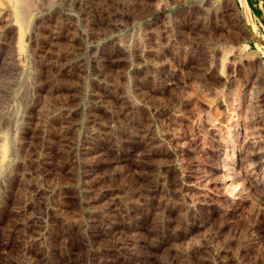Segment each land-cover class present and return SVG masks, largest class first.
I'll return each instance as SVG.
<instances>
[{"label": "rangeland", "instance_id": "rangeland-1", "mask_svg": "<svg viewBox=\"0 0 264 264\" xmlns=\"http://www.w3.org/2000/svg\"><path fill=\"white\" fill-rule=\"evenodd\" d=\"M243 1L0 0V264H264L221 162L250 74L264 126Z\"/></svg>", "mask_w": 264, "mask_h": 264}, {"label": "bare ground", "instance_id": "bare-ground-1", "mask_svg": "<svg viewBox=\"0 0 264 264\" xmlns=\"http://www.w3.org/2000/svg\"><path fill=\"white\" fill-rule=\"evenodd\" d=\"M238 1L247 14L244 1ZM259 66L260 64L256 68L259 69ZM254 80L253 74L248 75L243 84L233 93L236 101H231L229 106L231 110H229L239 119V123L234 128L235 139H239L241 130L244 131V135L241 144L238 145L239 148L234 150L232 147L230 156L227 155L228 151H225L221 162L226 174L225 180L239 181L240 195H244L247 199L259 200L264 205V140L261 139H264V126L254 116L252 103L247 104L250 101V89ZM241 112H246L247 117H242L243 115L240 117Z\"/></svg>", "mask_w": 264, "mask_h": 264}, {"label": "trees", "instance_id": "trees-1", "mask_svg": "<svg viewBox=\"0 0 264 264\" xmlns=\"http://www.w3.org/2000/svg\"><path fill=\"white\" fill-rule=\"evenodd\" d=\"M246 3H247V5H248V7H250V6H249V1H248V0H246Z\"/></svg>", "mask_w": 264, "mask_h": 264}, {"label": "crops", "instance_id": "crops-1", "mask_svg": "<svg viewBox=\"0 0 264 264\" xmlns=\"http://www.w3.org/2000/svg\"><path fill=\"white\" fill-rule=\"evenodd\" d=\"M246 1V0H245ZM249 1V0H248Z\"/></svg>", "mask_w": 264, "mask_h": 264}]
</instances>
